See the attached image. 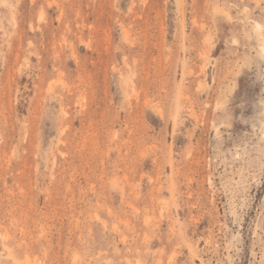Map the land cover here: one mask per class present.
Returning a JSON list of instances; mask_svg holds the SVG:
<instances>
[{
  "label": "rangeland",
  "instance_id": "1",
  "mask_svg": "<svg viewBox=\"0 0 264 264\" xmlns=\"http://www.w3.org/2000/svg\"><path fill=\"white\" fill-rule=\"evenodd\" d=\"M263 48L264 0H0V264H264Z\"/></svg>",
  "mask_w": 264,
  "mask_h": 264
},
{
  "label": "bare ground",
  "instance_id": "2",
  "mask_svg": "<svg viewBox=\"0 0 264 264\" xmlns=\"http://www.w3.org/2000/svg\"><path fill=\"white\" fill-rule=\"evenodd\" d=\"M258 28H260V26H258ZM263 50H264V48H263ZM264 53V52H263Z\"/></svg>",
  "mask_w": 264,
  "mask_h": 264
}]
</instances>
